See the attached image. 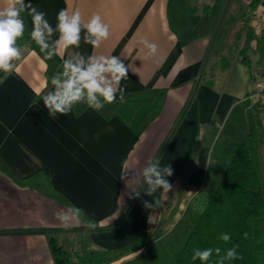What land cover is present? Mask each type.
I'll return each mask as SVG.
<instances>
[{
    "label": "crops",
    "instance_id": "1",
    "mask_svg": "<svg viewBox=\"0 0 264 264\" xmlns=\"http://www.w3.org/2000/svg\"><path fill=\"white\" fill-rule=\"evenodd\" d=\"M26 2L53 27L60 9H79L85 22L99 14L109 38L95 49L82 39L67 51L118 56L130 66L124 93H164L136 110L125 101L108 116L86 106L54 119L41 100L52 88L47 64L28 42L19 45L14 70L0 72V158L9 167L0 169V264H55L51 239L67 252H111L159 220L168 229L203 180L207 131L264 78V31L249 16L253 8L264 11V0ZM24 20L31 30L26 13ZM144 41L157 46L154 54ZM55 57L63 64L67 52ZM151 159L174 169L168 193L143 194L142 170ZM145 200L154 207L145 208ZM69 205L85 209L96 228L83 219L64 227L54 214Z\"/></svg>",
    "mask_w": 264,
    "mask_h": 264
},
{
    "label": "trees",
    "instance_id": "2",
    "mask_svg": "<svg viewBox=\"0 0 264 264\" xmlns=\"http://www.w3.org/2000/svg\"><path fill=\"white\" fill-rule=\"evenodd\" d=\"M30 32L26 25L18 45L28 42L45 60V77L50 82L54 74L62 71V64L56 57L47 59ZM163 93L158 89L126 92L122 99L105 103L100 111L111 115L125 101L136 110ZM254 100L247 95L234 102L220 126L207 131L205 139L210 152L203 180L168 229L159 227L111 252H67L51 239L55 264H106L111 260H116V264H202L192 260L193 249L220 248L223 256L237 245L242 258L224 264H264V178L256 147L264 142V86L261 96ZM86 106L78 103L74 107L79 111ZM150 117L152 114L145 120ZM0 169L9 170L1 158ZM171 211L173 214L175 208ZM225 233L230 236L227 242L220 239ZM218 260L213 253L203 264H217Z\"/></svg>",
    "mask_w": 264,
    "mask_h": 264
},
{
    "label": "clouds",
    "instance_id": "3",
    "mask_svg": "<svg viewBox=\"0 0 264 264\" xmlns=\"http://www.w3.org/2000/svg\"><path fill=\"white\" fill-rule=\"evenodd\" d=\"M25 13L31 18L30 37L47 59L67 52V57H62V71L51 77L52 88L41 98L49 116L54 119L58 117V114L67 116L78 103H86L89 108L99 111L105 103L111 104L118 98H123L124 87L121 81L128 79L130 66L126 67L115 55L85 56L79 51H67L78 49L82 39L84 43L95 49L109 38V26L99 14H93L85 22L79 9L71 12L67 9H60L56 16V25L53 27L46 13L31 2L2 0V6H0V72L5 76L10 74L15 68L14 62L22 57L18 41L25 33L26 25L23 18ZM143 43L149 55L156 52L157 46L154 43L147 41ZM173 174L174 169L170 164L161 166L159 159L149 160L142 170L143 182L147 186L143 194L151 196L161 189L168 193L172 189L168 177ZM134 196L139 198L141 193L135 191ZM143 206L151 209L154 204L152 201L145 200ZM54 216L66 228L79 223L82 219L88 229H95L97 226L94 219L87 218L88 214L85 209L76 205L60 209ZM220 239L227 242L230 236L225 233L220 236ZM237 248L238 245L227 249L223 256L220 255V248H196L193 249L192 260H199L203 264L209 261L215 253L219 257L217 264H224L225 261L242 258L238 256Z\"/></svg>",
    "mask_w": 264,
    "mask_h": 264
},
{
    "label": "built area",
    "instance_id": "4",
    "mask_svg": "<svg viewBox=\"0 0 264 264\" xmlns=\"http://www.w3.org/2000/svg\"><path fill=\"white\" fill-rule=\"evenodd\" d=\"M250 20L251 22L257 26L259 29H262L264 31V11H259L257 8H253L250 11ZM264 86V78L262 80H259L256 83L255 89L252 93H250V97L252 99H257L258 97L261 96V89Z\"/></svg>",
    "mask_w": 264,
    "mask_h": 264
},
{
    "label": "rangeland",
    "instance_id": "5",
    "mask_svg": "<svg viewBox=\"0 0 264 264\" xmlns=\"http://www.w3.org/2000/svg\"><path fill=\"white\" fill-rule=\"evenodd\" d=\"M254 101H256V100L253 99V102H254ZM256 147H257V157H258L257 160H258V163H259V167H260L261 173H262L263 178H264V142L260 143V144H259L258 146H256ZM173 208H174V207H173ZM180 210H181V209H179L178 213L176 212V214H175L173 217L169 216V217H171V219H170L169 222H171V223L173 224L175 218H177V216L180 214V212H181ZM156 213H157V212H155V214H156ZM171 215H173V214H171ZM160 219H161V218H160ZM163 224H164V220H163V219L157 221V224H156L154 230L157 229V228H159V227H161L162 230H165V229H163ZM152 231H153V230H152Z\"/></svg>",
    "mask_w": 264,
    "mask_h": 264
}]
</instances>
